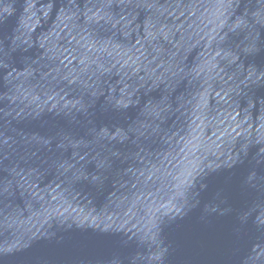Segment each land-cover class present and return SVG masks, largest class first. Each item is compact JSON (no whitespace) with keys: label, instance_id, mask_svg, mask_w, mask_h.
I'll list each match as a JSON object with an SVG mask.
<instances>
[{"label":"water","instance_id":"obj_1","mask_svg":"<svg viewBox=\"0 0 264 264\" xmlns=\"http://www.w3.org/2000/svg\"><path fill=\"white\" fill-rule=\"evenodd\" d=\"M264 0H0V264H264Z\"/></svg>","mask_w":264,"mask_h":264},{"label":"snow or ice","instance_id":"obj_2","mask_svg":"<svg viewBox=\"0 0 264 264\" xmlns=\"http://www.w3.org/2000/svg\"><path fill=\"white\" fill-rule=\"evenodd\" d=\"M262 15V17H264V14H261Z\"/></svg>","mask_w":264,"mask_h":264}]
</instances>
